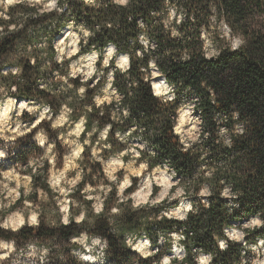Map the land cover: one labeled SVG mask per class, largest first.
Returning <instances> with one entry per match:
<instances>
[{
    "label": "trees",
    "instance_id": "1",
    "mask_svg": "<svg viewBox=\"0 0 264 264\" xmlns=\"http://www.w3.org/2000/svg\"><path fill=\"white\" fill-rule=\"evenodd\" d=\"M97 3L101 6L93 8L83 5L82 0H69L62 15H37L30 18L23 29L0 37V68L17 65L23 68L24 82L12 81L18 84L17 92L12 95L17 97V102L48 103L58 110L65 97H54L40 86L43 83L50 89H57L59 82L54 79L53 72L63 74L67 71L68 61L63 65L56 63L52 45L67 30L70 20L93 29L99 26L100 31L88 45L81 42L78 55L90 54L93 46L103 53L114 43L119 54L127 53L132 57L129 73H117L116 77L115 87L124 97L123 105L131 112L129 119L119 127L125 131L137 124L145 130L143 139L149 141L148 148L157 155L153 158L146 150L142 158L149 160L150 168L169 163L176 171L173 178L179 181L176 186L184 188V197L192 202L196 211L180 220L165 215L171 208L167 201L132 208L129 200L127 204H119L118 214L110 215L109 207L115 204L113 191L109 200L103 202V213L93 215L90 223L85 222L83 226L74 222L52 224L42 216L38 229H21L15 234L17 240L21 245L36 242L50 246L53 249L50 264H86L79 259L81 249L70 238L79 235L80 230H87L108 242L105 261L100 264H158L164 254H171L173 234H182L184 240L179 244L188 253L182 264H193V257L201 252L214 254L212 264H250L255 256L249 246L264 240V228L245 229V243L230 241L227 250H220L216 241L225 238V228L231 229L257 215L264 218V0H130L127 7L117 5L114 0H97ZM170 8L176 9L182 17L179 24L175 19L171 25L165 24ZM29 11L34 10L20 3L9 8L10 15ZM138 21H143V29ZM10 22L0 20V28ZM109 23L113 27H107ZM220 25L228 28L229 38L218 31L213 33ZM173 29L180 35L173 37ZM141 35L154 47L145 51L139 42ZM205 35L217 51L216 56L209 57L206 53ZM45 39L48 48H37L36 45ZM234 39L240 41L238 47H233L231 40ZM29 47L33 50L31 54L27 52ZM43 51H47L46 56L41 55ZM31 56L40 57L35 65L31 63ZM150 60H155L156 70L175 91L174 102L165 104L153 95L149 82L144 79L153 71ZM46 63H50L51 68L42 72ZM0 81L8 83V78L0 77ZM74 83L78 86V78ZM102 86L100 83L96 89H89L88 99L82 105L90 103L92 94ZM67 95L74 96V90ZM188 102L195 104L194 111L202 121V131L192 149L184 152L173 131V121L177 108ZM25 117L28 121L34 120L27 113ZM92 118H99L101 127L109 119L107 111L104 117H97L94 111L90 114V123ZM42 123L54 138L55 133L47 129L46 122ZM238 127H243L244 131L237 132ZM220 128L226 129L230 145H225L223 137L218 135ZM33 133L18 141L15 155L0 166L7 161L9 165H23L30 155L42 154L30 139ZM112 143L113 151L123 147L114 140ZM57 147L63 154L65 149L59 144ZM90 167L95 172L99 165L91 164ZM47 168L46 164L45 171ZM44 179L37 175L33 184L47 189ZM135 183L133 179V188ZM205 185L212 194L204 198L199 192ZM133 188L127 189L125 195ZM225 188L232 195L223 196ZM30 199L37 201L38 194ZM205 200L207 206L203 203ZM50 203L51 199L42 207L47 211ZM161 236L164 238L162 244L157 243ZM128 237L135 242L147 239L159 251L155 256L143 258L127 246Z\"/></svg>",
    "mask_w": 264,
    "mask_h": 264
},
{
    "label": "clouds",
    "instance_id": "2",
    "mask_svg": "<svg viewBox=\"0 0 264 264\" xmlns=\"http://www.w3.org/2000/svg\"><path fill=\"white\" fill-rule=\"evenodd\" d=\"M114 2L121 7H127L130 0H114ZM16 3L34 11L10 15L9 8ZM82 4L93 8L101 6L97 0H82ZM68 5L69 0H0V9H2L0 20L11 21L0 28V37L23 29L28 20L37 15L44 13L62 15ZM181 18L176 9L170 8L165 24L171 25L173 19L179 24ZM137 23L141 29L145 27L143 21ZM106 26L113 27L110 23ZM3 28L7 31H3ZM66 29L62 38L55 41L52 47L56 53L54 57L56 63L63 65L65 60L68 61L67 71L63 74L59 71L53 72L54 79L59 82L57 89H50L43 83L40 85L41 88L50 91L54 97H65L60 102L58 110L51 104L36 103L31 100H20L18 103L17 97L12 95L17 92L18 84L12 81L24 82L22 66L0 68V77L8 78V83L0 81V161L15 155V150L19 147L17 142L27 137L29 133H33V129L36 131L30 139L42 153L38 156L30 155L23 165L0 166V264H50L53 255L50 246L36 242L21 245L15 235L25 227L38 229L42 216L48 217L52 224L74 222L83 226L85 222H91L93 215L99 216L103 213V202L109 200L113 191L115 197L112 199L115 200V204L109 207L110 215L118 214L121 211L119 204H127L129 200L132 201L129 206L136 208L144 204L155 205L165 198L171 201L185 196L184 188L176 186L179 181L173 183L176 171L169 163L165 162L163 166L156 165L150 168L149 160L142 158L146 150L153 158L157 155L148 148L149 141L143 139L145 130L137 124H133L125 131H121L119 127L129 119L131 112L128 106L123 105L124 97L115 87L116 77L117 73H129L132 57L127 53L119 54L116 44L110 43L103 53L93 46L91 55H80L73 61L71 58L81 52V42L85 46L88 45L89 40L100 31V27L93 29L84 26L83 23L76 24L75 20H70ZM171 35L176 37L180 33L173 29ZM139 42L145 51L149 47H154L144 35L140 36ZM238 43L233 47L238 46ZM36 47L46 50L47 40ZM32 51L31 47L27 49L28 54ZM41 55L46 56L47 51H43ZM136 55L139 57L141 53L138 51ZM38 58L40 57L31 56V63L35 65ZM149 64L153 71L151 75H145L144 79L149 82L153 95L161 98L165 104L174 102L176 95L173 88H162L152 79L157 74L155 60H150ZM50 68L51 64L46 63L41 71ZM77 78L78 86L74 83ZM101 80L103 86L92 94L91 102L82 105V102L88 99L89 89H96ZM89 81L92 83L89 84ZM72 90L74 96L67 95ZM194 108L195 104L192 102L182 104L177 108V115L173 121V131L179 137L181 150L184 152L192 149L193 143L199 140L202 131L197 127L202 121L199 116L193 115ZM94 111L97 117H104L107 111L109 119L102 127L99 118H92L91 123L89 122L90 114ZM25 113L35 119L24 121ZM42 122H46L47 129L55 133L54 138ZM185 125L189 126L185 128ZM236 131L243 132L244 129L238 127ZM218 135L223 137L225 145L231 144V140L226 138V129L220 128ZM113 140L123 147L113 151ZM58 144L65 149L63 154L59 152ZM46 164L47 171H45ZM91 164H98L99 168L93 172ZM37 175L45 178L47 189L39 184H33ZM133 178H137L135 188H133ZM153 185H157L160 190L157 197L150 200L148 197L151 195ZM129 188H133V191L125 195L126 189ZM173 188L175 191L170 194ZM34 194H38L37 201L30 199ZM211 194L207 185L199 192L200 196ZM222 195L227 197L232 193L225 188ZM50 199L51 203L46 211L42 205L49 204ZM17 201H20V204L13 207ZM86 201L93 203L89 205L85 203ZM203 203L206 206L208 204L206 200ZM195 211L192 202L185 200L181 211H171L165 215L169 218L185 220L190 212L195 213ZM244 228H264V218L257 215L246 221ZM244 235L243 230L225 228V238H218L217 246L220 250H227L230 241H242ZM70 239L81 249L79 253L81 261H103L104 249L108 247V242L102 236L80 230L79 235H74ZM182 240H184L182 234H173L171 255H163L158 264H182L188 255L184 246L179 244ZM157 243H164V238L161 236ZM259 243L264 245V240ZM126 244L142 257L155 256L159 251V249L150 251V242H135L131 237L126 239ZM214 259L213 253L201 252L193 257V264H212ZM250 264H264V250L258 251L256 258L251 260Z\"/></svg>",
    "mask_w": 264,
    "mask_h": 264
},
{
    "label": "rangeland",
    "instance_id": "3",
    "mask_svg": "<svg viewBox=\"0 0 264 264\" xmlns=\"http://www.w3.org/2000/svg\"><path fill=\"white\" fill-rule=\"evenodd\" d=\"M218 31V33H222V34H224V36H226V37H228L229 38V30H228V28H226L225 27V25H220V26H216V28H214L213 29V33L214 32H217ZM60 38H62V36L60 37ZM59 38V39H60ZM210 38V37H209ZM58 39V40H59ZM205 40H206V53L208 54V56L209 57H212V56H216L217 55V51L214 49V47H213V45H212V42H211V40H208V35H205ZM238 42H240L238 39H234V40H231V43H232V45H234V44H237ZM241 43H238V46L240 45ZM238 46H236V47H238ZM91 54V53H90ZM80 55H85V54H80ZM80 55H78L77 54V56H73L71 59L73 60V61H75L77 58H78V56H80ZM87 55H89V54H87ZM152 79L155 81V82H159L160 83V86H163V82H162V79L161 80H156V75L155 76H153L152 77ZM101 83L103 84V80H101ZM163 88H164V86H163ZM26 114V113H25ZM193 115L194 116H197L196 115V113H195V111H194V113H193ZM23 119H24V121H28L27 119H26V117H25V115L23 116ZM35 119V118H34ZM189 125H186L185 126V128H187ZM198 128H200V125H198L197 126ZM34 130V129H33ZM200 137V136H199ZM6 161V160H5ZM5 161H0V164L1 163H3V162H5ZM7 166H10L9 165V163H8V161L4 164V166L3 167H7ZM133 179H136L137 180V178H133ZM173 183H175V180L173 179ZM127 190V189H126ZM160 189L158 188V186L157 185H153L152 186V192H151V195L148 197L150 200L151 199H154V198H156L157 197V195H158V191H159ZM22 191V190H21ZM171 192H174V190L173 189H171L170 190V194H171ZM204 198L206 197V196H203ZM31 198H32V196H31ZM185 200H188L187 198H185V197H178V198H176V199H173V200H171V201H169L167 198H165L164 200H162V201H160L159 203H161V202H163V201H167V204L171 207L170 208V210H169V212H171V211H177V212H179V211H181L182 209H183V207H184V202H185ZM189 201V200H188ZM159 203H157V204H159ZM20 204V201H17V204L16 205H14L13 207H16V206H18ZM145 205V204H144ZM55 217H52V219H54ZM47 220L49 221L50 219L47 217ZM233 228H236V229H238V230H245L246 228H244V223L243 224H236V225H234V227ZM232 229V228H231ZM231 229H229V230H231ZM259 241H261V240H259ZM259 241H257V244L256 245H253V246H249V250L252 252V255H254L255 257H254V259L256 258V254H257V252L258 251H261V250H264V245H262V244H260L259 243ZM137 242H139V243H143V242H145L144 241V239H142V240H139V241H137ZM239 242H241V243H245V235H244V239L242 240V241H239ZM105 250L106 249H104V258H103V261L102 262H104L105 261V257H106V253H105ZM134 250V249H133ZM150 251H156L152 246H151V248L149 249ZM135 251V250H134ZM138 255H140V253H138L137 251H135ZM80 253V252H79ZM85 254H87V253H85ZM164 255H171V254H164ZM141 256V255H140ZM142 257V256H141ZM143 258H147V257H143ZM82 262H84V263H86V264H100V263H102L101 261H95V262H90V261H82ZM155 264H157V263H155Z\"/></svg>",
    "mask_w": 264,
    "mask_h": 264
},
{
    "label": "bare ground",
    "instance_id": "4",
    "mask_svg": "<svg viewBox=\"0 0 264 264\" xmlns=\"http://www.w3.org/2000/svg\"><path fill=\"white\" fill-rule=\"evenodd\" d=\"M89 55H91V54H89ZM160 78H161V76H160L159 74H156V80H157V79H158V80H161L162 78H161V79H160ZM158 80H157V81H158ZM157 83H159V82H157ZM159 84H160V83H159ZM163 86H164V87H169V86H168L167 84H165V83L163 84ZM163 86H161V87L163 88ZM185 126H186V125H185ZM144 241H148V240L145 239ZM148 242H149V241H148Z\"/></svg>",
    "mask_w": 264,
    "mask_h": 264
},
{
    "label": "water",
    "instance_id": "5",
    "mask_svg": "<svg viewBox=\"0 0 264 264\" xmlns=\"http://www.w3.org/2000/svg\"><path fill=\"white\" fill-rule=\"evenodd\" d=\"M156 73L159 74V75L161 76V78H162V82L165 83V84H167L166 81H165V79L162 77V75H161L157 70H156ZM167 85H168V84H167ZM18 103H19V102H18ZM199 118H200V117H199ZM200 128H201V127H200Z\"/></svg>",
    "mask_w": 264,
    "mask_h": 264
}]
</instances>
